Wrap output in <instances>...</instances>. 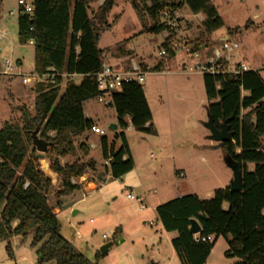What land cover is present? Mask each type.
<instances>
[{"label":"trees","instance_id":"1","mask_svg":"<svg viewBox=\"0 0 264 264\" xmlns=\"http://www.w3.org/2000/svg\"><path fill=\"white\" fill-rule=\"evenodd\" d=\"M97 1L33 0V14L19 15V40H34L35 70L44 73L54 67L68 76L58 78L56 84L42 82L34 86V113L23 109L20 123L7 120L0 128V240L7 241L10 255L12 238L32 235V245L39 246L38 253L42 254L40 261L92 264L60 233L57 213L49 201L54 186L41 170L32 132L40 125L41 136L52 143L44 157L61 177L62 186L56 194L61 206L62 198L80 188L73 179L96 170L93 159L63 163L62 158L75 156L76 139L95 128L94 121L85 114L84 104L100 93L94 74L102 68L105 49L100 48L99 41L102 32L111 26L109 15L116 4V0H104L92 12ZM135 1L139 14L154 20L149 29L154 33L166 30L164 24L158 23L166 8L179 10L187 6L194 14L202 13L203 36L224 25L212 0ZM171 37L165 38L162 45L174 59ZM200 40L192 42L194 49L209 46ZM163 66L160 60L156 70ZM65 78L69 80L61 93ZM203 82L208 114L215 125L220 128L229 120L233 141L220 146L225 155H231L242 166L243 190L233 191L228 186L215 190L206 199L197 194L179 196L156 208L158 219L165 231L176 232L172 245L181 264H205L220 236L227 238V255L238 258L234 264H264V80L259 70L251 69L241 74L206 73ZM111 106L116 111L118 128L122 129L116 136L121 146L115 148L107 136H101L100 145L103 158L110 159L106 171L112 178H120L135 165L125 134L130 125L127 118L134 129L152 132L154 128L149 123L153 114L143 84L137 81L126 82L113 92ZM79 148L85 155L91 151L86 140L79 143ZM192 219L201 226L200 236L213 235L214 239L196 241V234L190 230ZM119 235L118 228L114 238Z\"/></svg>","mask_w":264,"mask_h":264},{"label":"rangeland","instance_id":"2","mask_svg":"<svg viewBox=\"0 0 264 264\" xmlns=\"http://www.w3.org/2000/svg\"><path fill=\"white\" fill-rule=\"evenodd\" d=\"M103 2H95L91 11H97ZM212 2L224 25L211 35L203 36L200 17L185 6L178 10L182 22L181 35L191 46L201 38L200 42L209 43V49H212L214 45L219 46L220 40L228 34L239 43L232 63L242 59L252 70L258 69L264 80V0ZM135 3V0H116L109 15L111 26L102 32L99 46L108 54L125 57L128 62L134 58L154 67L161 60L158 52L166 34L150 31L154 20L149 15L142 17ZM0 9V62L8 59L14 65L20 62L22 72L29 74L35 70V47L30 42L19 40L18 0H0ZM1 31L8 34L1 36ZM128 38L135 51L127 50ZM173 60L164 59V72H149L143 83L153 114V131L125 130L135 164L132 173H126L121 180L112 178L105 169L107 163L100 138L107 136L109 142L119 148L121 139L116 136L120 130L109 129L117 120L115 108L97 98L86 101L84 107L94 123L106 129V133H95L94 128L87 131L76 139V155L62 158L63 163L89 159L96 163V170H88L83 176L97 182L98 189L87 193L77 190L65 196L57 213L61 235L92 264H181L172 245L176 232L163 229L156 208L186 194L211 198L215 190L230 186L233 179L223 148L210 139L211 132L204 125L208 121L209 101L203 75L187 74L181 68L183 56L178 54ZM68 80L65 78L62 82L61 93L65 91ZM35 98L34 86L24 84L22 77L0 75V128L7 120L20 123L23 109L33 114ZM39 135L42 137L41 129ZM87 136L89 145L97 144L96 148L91 147L89 155L79 148V143ZM40 165L49 173V159L41 158ZM101 174L99 181L97 178ZM61 186V182L57 184L58 188ZM128 193L142 200L130 199ZM56 194L57 188L54 187L49 200L54 207ZM141 204L146 207L141 209ZM118 228L122 232L114 238ZM32 237L12 238V255L8 252L7 241L0 240V264H55V261L39 260V246L32 245ZM111 241L114 244L109 252L103 254L101 247ZM228 249L227 238L220 236L205 264L236 263L238 258L228 256Z\"/></svg>","mask_w":264,"mask_h":264},{"label":"built area","instance_id":"3","mask_svg":"<svg viewBox=\"0 0 264 264\" xmlns=\"http://www.w3.org/2000/svg\"><path fill=\"white\" fill-rule=\"evenodd\" d=\"M19 13L21 15H32L34 12L33 0H18ZM14 11L11 10V13ZM159 24H164L166 30L163 32L166 34V37L170 38V45L172 51L175 54V57L183 56L181 62V68L187 74H217V73H232V74H241L243 72L251 70V68L242 62L232 63L233 54L236 50L239 49V43L231 38L223 40L220 42L219 46H216L213 49V56L210 60H202L200 50H196L191 46L188 39L181 35L182 33V22L179 17L178 10H173L166 8L162 11L160 18L158 20ZM7 31H1V36L7 35ZM31 44H34V40L29 41ZM165 42V39L164 41ZM163 44V43H162ZM158 55L161 60H169L170 53L167 47L161 45L159 48ZM112 59L114 62H112ZM118 60V57L114 54H108L107 52L102 53L101 61L102 68L99 72L94 74L96 82L98 85L99 95L97 99L100 102L105 103L108 106L112 104V95L113 92L120 90L122 85L126 82L137 81L140 84L145 82L147 74L151 71L146 69L140 62L132 59L130 62V67L127 70L121 69L117 66L115 61ZM20 62L17 65H14L11 60H6L5 62H0V75L3 76H20L22 77V82L24 84H29L36 86L39 83H57V79L60 77L68 76L67 74L60 73L56 68L50 67L44 73L37 72L36 70L25 74L22 72L19 67ZM76 76V75H73ZM119 129V128H118ZM129 129V127L127 128ZM95 133L104 135L106 129L95 127ZM122 131V129H120ZM107 164L110 163V159L106 160ZM184 174L181 173V176ZM73 183H77L73 179ZM130 199H136L132 193L127 195ZM139 201L142 198H137ZM145 204H141V208H144ZM200 233V232H199ZM199 233H196V241H211L214 239L213 235L200 236ZM107 235H104L106 238Z\"/></svg>","mask_w":264,"mask_h":264},{"label":"water","instance_id":"4","mask_svg":"<svg viewBox=\"0 0 264 264\" xmlns=\"http://www.w3.org/2000/svg\"><path fill=\"white\" fill-rule=\"evenodd\" d=\"M228 38H225V40ZM229 120L224 121L221 124V127L218 128L215 123L213 117L208 114V121L204 123V125L210 130L211 135L210 139L218 142L224 143L233 141V135L229 130L228 125ZM118 124L113 123L109 126V129L112 131L118 130ZM40 125L36 127V129L32 132V139H33V147L39 152V157L43 158L44 154L49 150L51 147V142L46 140L45 138L40 137ZM225 162L228 167H230L233 171V179L230 183V188L233 191H242L243 190V169L240 163L232 158L231 155H225ZM190 230L192 233L196 234L201 231V226L196 219L191 220V227ZM113 242H108L101 247V251L103 254L109 252L110 248L112 247ZM39 257H42V254H39Z\"/></svg>","mask_w":264,"mask_h":264},{"label":"crops","instance_id":"5","mask_svg":"<svg viewBox=\"0 0 264 264\" xmlns=\"http://www.w3.org/2000/svg\"><path fill=\"white\" fill-rule=\"evenodd\" d=\"M183 8V7H182ZM196 16H199L200 17V20L201 21H203V19H204V15L202 14V13H198V14H195ZM132 38V37H131ZM225 38H230V36L227 34L225 37H223L220 41H223V40H225ZM127 40V43H126V48H127V50H129V51H132V50H134L133 49V47H132V43H131V41H130V38H128V39H126ZM215 47L217 46V45H214ZM215 47H213L212 49H209V46L207 47V45H204L203 47H202V49L200 50V53H201V58H202V60H204V61H206V60H210V59H212V57H210V56H213L212 54V52H213V49L215 48ZM135 51V50H134ZM117 57H118V60H116L115 61V63L117 64V66L119 67V68H121V69H124V70H127L129 67H130V62H131V60L132 59H134V58H131L130 60H129V62H128V60L125 58V57H123V56H121V55H116ZM175 58V57H174ZM134 60H136V61H138V62H140L146 69H149V70H151V71H153V70H155V71H162V72H164V68H162L161 70H156V67H157V65L159 64V62L154 66V67H150V66H148L145 62H143V61H139V60H137V59H134ZM172 61L174 62V60L172 59ZM235 62H242V59H239V60H235ZM178 63V62H177ZM242 63H244V62H242ZM246 64V63H245ZM173 65H174V63H173ZM164 67V66H163ZM254 70H258V69H254ZM150 71V72H151ZM10 79H13V78H10ZM80 81V78H79V80H78V82ZM22 94V93H21ZM84 110H85V107H84ZM85 114H86V116L88 117V118H91V114L88 112V111H86L85 110ZM117 116V115H116ZM127 120H128V122H129V129H126V130H132V129H134V127L131 125V122H130V119L129 118H127ZM115 123H117V120H116V122ZM149 124H152V126H153V128H154V123H153V120L149 123ZM148 124V125H149ZM98 125H96L95 124V127H97ZM99 127V126H98ZM120 130V129H119ZM264 138V137H263ZM90 140V138L87 136L86 137V141H87V143H88V141ZM89 145V144H88ZM90 148L91 147H94V148H96L97 147V144L96 143H91L90 145ZM91 152V151H90ZM131 155H132V151H131ZM107 163V162H106ZM135 166V165H134ZM48 168H49V173L48 172H44L42 169V171L47 175V176H49L51 179H52V183H53V186L54 187H56L57 188V192L61 189V188H58L57 187V184H59L60 182H61V177L57 174V173H55L54 171H52L51 170V168H50V166H48ZM128 173H132V171H130V172H128ZM127 173V174H128ZM127 174H125V175H123L122 177H120V178H118V179H123L124 178V176L126 177V175ZM101 178H102V174L101 175H99L98 176V178L97 179H99V181L101 180ZM77 184H79V189L78 190H83L84 192H91V191H94V190H96V189H98V185H97V182H95L94 180H88L87 179V176H82V177H79V179L77 180ZM55 191V190H54ZM153 193H155V191L153 192ZM128 195V194H127ZM200 196V195H199ZM201 197V196H200ZM63 199V198H62ZM63 203V202H62ZM54 207V206H53ZM146 207V206H145ZM144 207V208H145ZM144 208H141V209H144ZM54 212L55 213H58L59 212V210H60V206L58 205V199L55 201V207H54ZM158 216V215H157ZM164 229V228H163ZM119 230H120V233L122 232V229L121 228H119Z\"/></svg>","mask_w":264,"mask_h":264}]
</instances>
